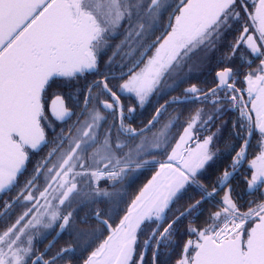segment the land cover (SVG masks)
Returning a JSON list of instances; mask_svg holds the SVG:
<instances>
[{
  "label": "snow or ice",
  "instance_id": "1",
  "mask_svg": "<svg viewBox=\"0 0 264 264\" xmlns=\"http://www.w3.org/2000/svg\"><path fill=\"white\" fill-rule=\"evenodd\" d=\"M166 14L167 23L163 24ZM234 24H240V34L221 62L231 61L242 46L250 56L260 59L259 66L245 75L246 89L236 88L238 72L224 67L215 73L216 87L205 91L191 85L183 100L173 97L161 105L142 128L124 123L135 108H128L129 117H125L118 93L133 95L137 106L143 107L161 88L184 80L181 74L190 62L202 63L217 51ZM161 25V34L156 36ZM121 36L118 44L111 43ZM110 48L116 49L113 57L125 48V56L139 55L119 78L99 70ZM113 57L106 62L107 67ZM246 63L250 66L251 61ZM87 74L103 78L84 85L83 106L78 101L75 105L79 113L67 107L61 95H56L50 109L46 107L45 94L51 82L78 81ZM112 79L122 81L115 90L110 86ZM189 99L211 103L214 111L206 114L203 109L196 110L165 162L144 159L154 155L153 150L164 153L171 144L170 129L178 117L163 124L151 138L145 135L159 123L167 104ZM218 104L227 105L226 110H239L232 136L241 143L238 151L229 145L235 155L209 192L201 181L218 155L212 148L217 133L201 139L200 130L216 118ZM73 116L77 119L57 132V122L67 124ZM254 134L258 136V151L248 161L250 178L244 175L249 195L264 189V0H0V194L19 188L3 207L10 209L17 204L24 208L13 223L0 229V264H57L75 249L69 245L48 257L54 241L43 251L37 247L45 232L73 228L79 210L100 202L110 207L107 213L97 209L93 216L108 234L83 264H145L143 249L153 242L152 264H157L161 245L175 246L176 226L188 216L193 221L186 232L196 239L184 243L176 264H264V191L259 201H250L247 211L242 212L228 184L247 161ZM138 137L139 143L130 146ZM49 145L50 150L21 186L19 177L27 171L30 156ZM151 163H159V169L126 209H121L124 201L117 185L131 170ZM41 177L43 185L38 184ZM102 181L110 183L101 187ZM190 188L200 199L183 210L178 208V214L163 227L173 205ZM225 188L219 210L210 214L207 226L193 227L201 205ZM117 217L113 226L109 221ZM152 224L155 227L141 246L140 236ZM90 235L95 233L77 231V239L86 244Z\"/></svg>",
  "mask_w": 264,
  "mask_h": 264
},
{
  "label": "flooded vegetation",
  "instance_id": "2",
  "mask_svg": "<svg viewBox=\"0 0 264 264\" xmlns=\"http://www.w3.org/2000/svg\"><path fill=\"white\" fill-rule=\"evenodd\" d=\"M171 11V10H169ZM167 23V14L165 15L163 24ZM242 23V22H241ZM240 28V24H234V29L233 31L229 32L225 38V40L222 42L220 47L214 53H211L206 60H204L202 63H198L202 65L205 64H217L219 66H225V67H232L234 68L237 72L238 75L235 77V87L238 89H246L247 84L245 83V75L249 72L254 71L260 64V59L250 56L249 55V50L246 49V47H241L233 57L231 61L227 62H221L222 58L225 57L226 55H229L231 53V50L229 48V45L235 42V37L238 36L240 33L238 29ZM162 30V25L158 27L155 35L159 36L161 34ZM123 37H117L116 39L112 40L111 43L113 45L118 44L120 40ZM155 37H153L154 39ZM116 51L115 48H110L106 52L104 56L105 65L106 62L109 60L110 57H113V53ZM128 51L127 48H125L123 51H121L119 54L115 55L112 60V64H121L123 62L130 61L134 57H139L138 53L135 56L132 57H127L125 56V53ZM102 61V60H101ZM246 61H251V64L249 66ZM101 64V63H100ZM100 66V65H99ZM142 67V65H141ZM224 68V67H223ZM222 68V69H223ZM106 75L109 76H115L119 78L122 73L128 72L122 71V73H118L121 68L114 67L113 69L110 67L106 66ZM220 69V70H222ZM138 70V69H137ZM218 70V71H220ZM190 71V70H189ZM217 72V71H216ZM215 72V73H216ZM90 75L88 78H93V74H87ZM98 75V74H96ZM184 77L187 78L189 74L187 72H184ZM214 77V82L216 87V75H213ZM127 77H125L126 79ZM102 79V78H100ZM99 80V79H97ZM116 80V79H112ZM112 87L115 90V86L122 82V81H112ZM231 82V81H230ZM172 83V82H171ZM208 80L206 79L203 83H182L181 90L179 89L176 92H180V97L183 100L184 96L183 93L185 89L190 87L191 85L195 84L198 88L204 89L205 91L206 88L205 86L207 85ZM213 87V88H214ZM175 88V87H174ZM173 88V89H174ZM172 89V90H173ZM171 90V89H170ZM82 92L81 90L78 89H70L67 91L66 95L67 97L71 95L73 104L70 103L69 98L64 99L66 101V106L69 108H74L77 113H79V108H76L75 105L77 101H79V93ZM98 91V90H96ZM121 97V103L124 106V115L125 117H129L128 114V108L132 107L135 108V112L124 121L126 125H131L134 128H142L146 124L143 125L144 120H146L152 111L154 107L144 105L143 107L137 106V101L134 98L133 95L128 94V93H118ZM56 95H61L63 98L64 96L62 94L57 93V90L54 89H47L46 94H45V99L47 101L46 107L50 109V102L53 100V98L56 97ZM202 96V94H200ZM224 93L221 92L220 96L223 97ZM153 96V95H152ZM103 98V97H102ZM243 98L244 101H248V96L247 93H243ZM171 101V100H170ZM190 102H196L194 99H191L186 103ZM147 103V102H146ZM183 103H173L169 104L170 109L166 113L167 115V122H169L173 117H178V120L173 121L175 124L174 127L170 129V136L173 137L171 144L166 150V153H162L160 155L158 151H155L154 155H145L144 159L149 160V161H156L159 163H163L167 160V154L170 153L171 147L175 145L176 139L179 138V134L183 131V126L186 125V122L189 120V118L196 112L197 109H203L206 114H210L214 111L213 105L211 103H204L202 100L200 102H197V105L193 106H183L181 105ZM83 106V104L81 105ZM227 105L224 104H218L216 106V109H218V114L216 118L210 122L207 127L203 128L200 130V138L202 139L204 136L210 135L212 133H217L216 137L214 138L213 141V151H218V155L215 158L212 166L204 173V177L202 178V183L205 185L207 190L209 192L212 191L213 187L216 184V179L217 176H219L222 171L228 167V165L231 163V158L232 156L235 155L234 151L229 150V145L235 146V149L238 151L239 150V145L241 141L239 139H236L232 136V129H233V121H235L238 116H239V110L238 109H231V110H226ZM248 107L250 108L251 105L249 104ZM50 115V111H49ZM155 115V111L153 113ZM152 118V117H151ZM205 119L207 116L205 115ZM254 118V114H253ZM77 119L76 116H73L67 124H61L60 122H57L58 127H57V132L60 130V127H63L67 129L75 120ZM112 122V117H108V123ZM117 124H119V120L116 121ZM165 124L163 121L157 123L155 127L152 129V132H147L145 135L151 138L152 133L158 131L161 126ZM107 124H105V128H107ZM219 130V131H218ZM226 132V136H223V134ZM117 135L116 131H113L112 136L113 139H115V136ZM52 136L49 134V139H51ZM121 139H127V137L122 136ZM258 136L253 135L251 138V147L248 149V158L247 161H245L240 167L238 174H235L233 177L230 178L228 184L229 186L234 190L233 191V199L236 200L237 204L240 207V211H247L248 205L250 201H259L260 199V192L264 191V189H261L260 191L256 192L253 195H249L246 192L247 185L244 182V175L247 174L250 178L251 172L248 171L249 165L248 161H250L256 152L258 151L256 148ZM136 143H139V137L136 140L131 141V145H135ZM194 146V145H193ZM128 149H125L124 151H127ZM47 153L45 150L42 152L34 153L30 156V162L27 164V171L24 172L23 175L19 177L20 184L21 186L23 185L24 181L30 177V175L33 172V168L36 165V162L39 161L43 156H45ZM159 163H151L148 165H145V167L140 168V169H133L129 172L128 176L125 178L124 182L122 184H118L117 188L121 190V194L123 195V201L128 199L129 202H131V199L135 197V195L139 192L140 188L143 187L144 184L147 183L149 179H151L152 175L155 174V172L159 169ZM230 170V169H229ZM108 183L110 182H101V187H107ZM38 184L43 185V177L40 178L38 181ZM110 191L112 189H109ZM225 191H227V188H225L223 191H219L217 195L214 196V198L206 200L200 208V211L196 214L194 223H192V226L197 228V229H202L207 226L208 221H209V215H206V210L208 209L207 213L213 211L219 210V204L218 202L221 200V197H223ZM17 192H19V188L14 189L11 192H8L7 194H0V214H4L2 218H0V229H3L6 224H11L15 221L16 217L24 211V208L17 205L13 204V206L10 209H5L3 207L4 201L9 200L11 197H14ZM132 194V195H129ZM192 199H189V198ZM200 199L199 194L196 191H193V189H189L183 197L179 200L181 201L179 205L182 206H187L189 203L194 202V200ZM178 202V201H177ZM23 203V201H21ZM125 203L120 204L121 209H125ZM75 207V205H74ZM110 206L106 203H103L102 206L100 207V203L97 204H89L87 207H84L82 210H79L76 215H75V225L73 228L65 230L64 232L61 233L59 228H56L55 230H52L50 232L46 231L42 241L37 244V247L40 251H43L45 247L48 246L50 242H53V246L51 248V251L48 254V257L56 255L57 252H59L61 249L71 245L74 249L75 252L72 254H66L64 259L58 260L57 264H68V257L69 255L71 256V264H83V260L87 258V256L91 253L92 250L102 241L103 238L107 236V231L103 229L102 225H100L94 218L93 213L99 209L102 212L107 213V209ZM174 209H172L171 212H173ZM123 215V212H121ZM120 214V215H121ZM208 216V217H207ZM107 218V214L103 217ZM86 219V223L82 222L83 220ZM185 221L189 222L193 221L192 216L186 217ZM110 223H118V217L114 221H109ZM86 231L88 233H95V235H90L88 237V242L86 244L84 239H77V231ZM190 239L195 240L196 236L195 235H190ZM46 257V258H48Z\"/></svg>",
  "mask_w": 264,
  "mask_h": 264
},
{
  "label": "trees",
  "instance_id": "3",
  "mask_svg": "<svg viewBox=\"0 0 264 264\" xmlns=\"http://www.w3.org/2000/svg\"><path fill=\"white\" fill-rule=\"evenodd\" d=\"M216 53H217V51H216ZM105 57L106 56H103V58H102L101 64L99 66V70H100V73H103V74L106 75L107 72H105V71L107 69H106V65H105V61H104ZM135 58L138 59L139 57H135ZM131 62L127 63L125 65L124 64L123 65H121V64H112L111 68L113 69L115 66L116 67L119 66L121 68V70H119L118 73L120 74V73H122V71H126V70L130 69L133 66V63L135 61L133 60V62L132 63ZM223 67H225V66H219L217 64H205V65H202V66H201V64L193 65L192 62H190L189 66L184 69V72H187V74H189V76L187 78H185L182 81H178L176 84H172L171 83L172 81H168L169 84H172V87H163V88H161V90L159 92H157L156 94H154L153 96L150 97V99L148 100L146 105L152 106L154 108L150 112L148 118L146 120H144L143 125L146 124L151 119V117L153 116L154 111L157 108H159L162 104L172 100L173 97H180L181 96L180 92H176V91H178L179 89L181 90L182 83H189L190 84V83L197 82V83L201 84L207 79L208 83L205 86L206 90H209V89L213 88L214 85H215L213 75L215 74L216 71L222 69ZM184 72L181 74L182 76H184L183 75ZM88 76H90V75H87L85 78H81L78 81H71V82H66L63 79H56V80H54L53 82L50 83V86L47 89L57 90V93L62 94L64 96V99L69 98L71 104H73V101H72L71 95H69L67 97V95H66L67 91L70 90V89L81 90L82 92L79 91L80 93H79V101L78 102L80 103V105H82L83 104V100H84L85 91H86L84 89V85L86 83H91L94 80L103 78L101 75H96V74H93V78H88ZM112 81H121V80H119V79L110 80V86H112V83H113ZM95 91L96 90H94V94H95ZM45 104L47 105L46 99H45ZM181 105L187 106V107L188 106H193V105L195 106V105H197V102H190V103H186V104L183 103ZM169 107H171V106L168 105L166 107V110L163 112L162 116L159 118L160 122L163 121L164 123H166V121H167L166 120L167 119V116H166L167 114L166 113L170 109ZM226 135L227 134L225 132L223 134V136H226ZM51 147H52V145H49L48 148H45L44 149L45 152L47 153L50 150ZM164 153H166V151ZM159 154L162 155V153H159ZM129 195H132V194H129ZM180 202L181 201H178V202H176L175 205H173L172 209H174V211L168 213V220L163 222V227H166L167 226V222L170 221L176 214H178L177 211H176L178 208L180 210H183L185 207H187V206L179 205ZM124 203L126 205L125 206V209H126L127 204L130 203V202L128 201V199H126L124 201ZM102 204H103V202H100V207L102 206ZM207 211H209V210L208 209L206 210V215H209V214L212 213V212L207 213ZM185 219L186 218H183L179 222V224L176 226L179 229V231L173 237V240L175 242V246L165 247L164 245H161L160 255H159V258L157 260V264H176V261L179 259L180 255H181L184 243L188 239H190V235L187 234V232H186V229L188 228V222L185 221ZM114 225L115 224H113V226ZM153 227H155V224H152V225L146 227L145 234L141 235V237H140V239L142 240L141 241V246H143V241L146 238L147 233ZM163 227H161L160 231H163ZM154 248H155V244L153 242V246L151 247L150 251L147 253V255H145V264H152V259H153L152 252H153Z\"/></svg>",
  "mask_w": 264,
  "mask_h": 264
},
{
  "label": "rangeland",
  "instance_id": "4",
  "mask_svg": "<svg viewBox=\"0 0 264 264\" xmlns=\"http://www.w3.org/2000/svg\"><path fill=\"white\" fill-rule=\"evenodd\" d=\"M133 60L135 61L136 60V58L134 57L131 61L133 62ZM131 62V63H132ZM127 63H130V61H127V62H123L122 64H127ZM139 70V69H138ZM137 70V71H138ZM145 232H146V230H145ZM141 237V236H140ZM141 239H140V244H141ZM153 246V243L152 244H150L147 248H144L143 250H144V252H145V255H147V253L150 251V249H151V247ZM138 251H139V249H138Z\"/></svg>",
  "mask_w": 264,
  "mask_h": 264
},
{
  "label": "water",
  "instance_id": "5",
  "mask_svg": "<svg viewBox=\"0 0 264 264\" xmlns=\"http://www.w3.org/2000/svg\"><path fill=\"white\" fill-rule=\"evenodd\" d=\"M201 97H202V96H201ZM54 99H55V98H53V100H54ZM53 100H52V101H53ZM63 100H64V99H63ZM189 100H191V99H189ZM189 100H188V101H189ZM52 101L50 102V105H49L50 107H51ZM186 102H187V101H186ZM64 103H65V105H66V102H65V101H64ZM164 104H166V103H164ZM164 104H163V105H164ZM169 104H173V103H169ZM169 104H167V105H169Z\"/></svg>",
  "mask_w": 264,
  "mask_h": 264
}]
</instances>
